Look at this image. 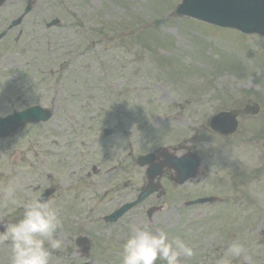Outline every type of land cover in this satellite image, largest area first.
Returning a JSON list of instances; mask_svg holds the SVG:
<instances>
[{
	"label": "rangeland",
	"instance_id": "374dc122",
	"mask_svg": "<svg viewBox=\"0 0 264 264\" xmlns=\"http://www.w3.org/2000/svg\"><path fill=\"white\" fill-rule=\"evenodd\" d=\"M32 1L26 24L32 50L22 68L42 82L36 85L24 81L19 86L11 79L10 95L5 89L0 100V114L11 113L13 108L50 104L44 95L52 90L45 89L47 85L54 89L60 78V84L69 83L75 93L74 109L75 105L90 103L91 109L104 110L101 119L111 129L103 137L101 123L90 129L79 113L66 117L72 100L67 95V101L56 106L53 103L48 121L29 124L13 136L0 138V189L19 178L24 186L22 201L38 196L47 187L55 189L51 204L61 218L62 228L56 239L62 241V247L59 255H51L50 264L85 261L74 255L72 241L78 234L94 242L87 264H120L121 246L130 223H148L153 229L166 230L170 238L184 240L194 255L188 260L182 258L181 264H202L203 259L217 264L235 234L251 241L250 259L242 257L231 262L264 264V256L259 258L264 248L258 247L264 237V165L255 169L264 161V39L175 17L173 10L180 0H60L64 5L55 0ZM6 5L12 13L20 14L25 1L8 0L0 13L8 12ZM69 14L78 20L75 26L62 33L47 27L50 17L67 19ZM72 19L69 17L66 23ZM85 25L90 26L93 37L85 35ZM32 61L37 64L35 71L31 70ZM4 64L1 60V69H5ZM49 71L53 72L52 78L42 75ZM17 89L23 96L19 101L13 96ZM194 99L202 107L191 118L189 110L174 105L177 101L183 107L186 100ZM241 99L242 105L248 100L258 102L259 113L240 119L238 131L230 138H219L207 130L204 124L213 112L232 107ZM197 120L202 128L192 123ZM175 126H183L186 131L190 126L199 129L198 138H203L204 147L200 157L204 163L208 161L210 173L220 159L229 163L228 169L233 160H239L243 167L245 163L248 169L261 172L253 173L248 187L252 198L248 219L242 218L239 208L230 203L187 208L177 204L214 193L231 201L237 198L225 177L216 182L209 176L174 190L180 194L169 191L159 197L163 208L150 219L144 213L150 201H144L115 223H101L99 217L133 196L142 183L138 175L144 168L132 166L137 155L156 153L160 145L178 141L182 146L179 151L189 146L174 133ZM154 157L161 162L165 156ZM92 165L98 167L95 173L90 170ZM167 202H171L172 209L167 208ZM22 211V207L6 205L0 191V221L5 216L14 220L15 213ZM203 255H219L221 259ZM10 256L11 245L0 242V264H10Z\"/></svg>",
	"mask_w": 264,
	"mask_h": 264
},
{
	"label": "clouds",
	"instance_id": "9594fccd",
	"mask_svg": "<svg viewBox=\"0 0 264 264\" xmlns=\"http://www.w3.org/2000/svg\"><path fill=\"white\" fill-rule=\"evenodd\" d=\"M2 115V114H0ZM0 191L5 204L22 207L19 217L12 221H0V242L11 245L10 264H50L52 251L62 247L56 233L62 228L58 210L40 196L21 200L24 186L19 178H13ZM120 264H181L191 259L194 250L178 237H171L160 228L148 223H130L128 235L122 243ZM250 259L246 246L237 241L229 243L226 255L217 264H231L236 258Z\"/></svg>",
	"mask_w": 264,
	"mask_h": 264
},
{
	"label": "flooded vegetation",
	"instance_id": "af4514ba",
	"mask_svg": "<svg viewBox=\"0 0 264 264\" xmlns=\"http://www.w3.org/2000/svg\"><path fill=\"white\" fill-rule=\"evenodd\" d=\"M7 1L8 0H5L3 2V4L0 6V9L5 6ZM24 1H25V6H26L27 1L26 0ZM6 7H7L6 9L8 12L0 13V63H1V60L2 61L4 60L5 64L3 66L7 70L6 75L9 77H0V80L2 79L7 80L5 78H11L15 82H20L21 80L25 81L26 80V78L24 77L25 72H22V66L24 64H27L26 56L30 49V46L28 45V39H27L28 34L26 30L28 15L27 14L21 15V13L20 14L12 13L8 5H6ZM69 17H71V15H69ZM14 20H18V22L15 25H12V22ZM71 27H72V23H66V21L63 20L57 26V32L62 33L63 31H66L67 29ZM12 75L14 77H11ZM65 91L68 92L69 89L67 88L66 90H62V92H60L59 89H57L55 93L51 95L52 101L53 103H55V106L59 101H67V99L64 98L67 95L69 96V99L72 97V95H70L69 93H65ZM16 101H19V99H17ZM174 104H179V103L175 101ZM51 107L53 108V105ZM179 108H184V107L179 106ZM15 109L16 108H13L12 111ZM7 114L9 113H5V115ZM95 118L96 117L89 115V119L87 121L91 123L92 121H95ZM222 137L228 138V136H222ZM192 147H193L192 149L197 148L196 145H192ZM189 148H190L189 146H186L185 150ZM181 149H182V146H180L179 150ZM183 151H178V153H181ZM205 160H208V158H205ZM137 162L135 158V160L133 161V166L135 165L138 168L142 169V167L138 165ZM157 162H160V161H157ZM243 165H245V167L242 166V163H238V165L232 164L230 165L228 169L227 162L217 161V166H216V169L214 170V173H210V170H208L209 169L208 161H206V163L202 161L201 162L202 170L201 169L199 170L200 173L197 175L196 179L198 180V182H200L204 179H207L210 176L211 178L210 180H213V181L215 180L216 182H218L220 178L225 177L224 179L228 180L230 184L232 185L233 189L235 190L237 198L234 199L233 201L226 198L223 200V202L214 203V204L225 205V204L230 203L233 206L239 208L243 216L242 218L246 220L248 219L247 214L251 211L250 205L252 204V198H251L250 190L248 187L250 186V183L253 180V174H252V170L248 169L247 168L248 166L246 167L245 163ZM144 172H145V168L142 171V173L140 172L138 175V177L143 178V181L140 184L138 190L135 192V194L127 198L124 202H121L120 204H116L115 206H113L112 209L109 211L110 213L115 211L117 208H119L124 203L129 202L133 200L134 198H136L137 193L139 192L141 187L144 185V183H146V181L148 180L147 175L144 174ZM175 178H179V176H175L174 170L172 171L171 168H167V169L164 168V171L161 173V175L158 176V182L163 188V192L160 189V192L163 193L162 197H164L165 195H168L169 191H172V194H173V191L175 189L184 185V184L179 185V186L175 185L174 184ZM157 194H158L157 192L151 194L145 200H143V202L150 201V203L147 204L149 207L159 208L161 205H163V203L160 200V198L157 196ZM234 198H235V195H234ZM182 203L183 202L179 201L177 204H182ZM166 206L169 209L173 208V206H171V202L170 203L167 202ZM148 208L144 209V213H145L146 218L150 219L152 215L147 214ZM109 212L105 213V215L109 214ZM105 225H111V223H105ZM125 239L126 237L123 240ZM237 240L238 239L235 238V241ZM247 240L248 238L245 237L242 239L241 243L244 244ZM244 245L246 246L249 252L251 248L247 244H244ZM259 255L260 254H257V256ZM203 256L217 258L216 261L221 259V256L219 255H212V256L203 255ZM263 256L264 254H261L259 258H262ZM237 259H242V257L237 258ZM202 264H216V263L209 261V259H203Z\"/></svg>",
	"mask_w": 264,
	"mask_h": 264
},
{
	"label": "water",
	"instance_id": "95a60500",
	"mask_svg": "<svg viewBox=\"0 0 264 264\" xmlns=\"http://www.w3.org/2000/svg\"><path fill=\"white\" fill-rule=\"evenodd\" d=\"M175 13L207 23L236 28L246 33H259L264 36V0H182ZM257 111V105H252L246 106L243 110L219 113L213 117L211 125L215 130L230 133L236 127V114L255 113ZM40 118L46 117H40V111L37 108H32L21 114L0 119V136L11 133L25 121L39 120ZM161 153L165 157L160 163L153 162V154L141 157L142 164H149L147 174L150 178L159 175L163 167L176 169L178 176H180V182L195 176L199 164V160L195 155L189 153L188 156L176 157L169 155L166 150ZM152 191L151 187L142 191L139 200ZM209 199L201 198L192 202H203Z\"/></svg>",
	"mask_w": 264,
	"mask_h": 264
}]
</instances>
